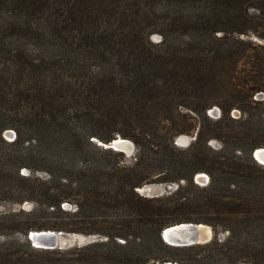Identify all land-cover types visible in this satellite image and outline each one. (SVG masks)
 Here are the masks:
<instances>
[{"label": "trees", "instance_id": "16d2710c", "mask_svg": "<svg viewBox=\"0 0 264 264\" xmlns=\"http://www.w3.org/2000/svg\"><path fill=\"white\" fill-rule=\"evenodd\" d=\"M240 35L264 40V0H0V199L54 214L36 223V212H1L0 235L21 236L0 241V264L175 260L164 251L207 264L208 247L226 264H264V165L252 157L264 147V121L251 120L264 114L251 85L264 88V49ZM241 60L251 84L237 80ZM213 106L216 119L206 113ZM181 133H196L183 148L174 143ZM116 135L135 145L128 165L98 144ZM150 183L175 188L136 190ZM179 222L208 224L213 237L165 243L162 229ZM48 229L101 239L33 247L27 233ZM137 238L153 256H141Z\"/></svg>", "mask_w": 264, "mask_h": 264}, {"label": "rangeland", "instance_id": "374dc122", "mask_svg": "<svg viewBox=\"0 0 264 264\" xmlns=\"http://www.w3.org/2000/svg\"><path fill=\"white\" fill-rule=\"evenodd\" d=\"M240 38H243L244 40H249V39H252L251 41H254V44H259V45H262L263 46V49H264V40H261V39H258L257 37L255 36H242L240 35L239 36ZM150 39L153 41V42H158L160 40V36L158 34H152L150 36ZM250 65H249V62L248 60H241L238 64V77H237V80H240V79H246V81H248V83H252L248 80V76L247 74L249 73L250 71ZM253 87H254V90H255V93H254V98L258 101H262L264 105V88L261 89V88H257L259 87L258 84L256 83H252L251 84ZM257 88V89H256ZM207 115L211 118V119H216L219 117V114H220V111H219V108L217 106H213L211 107L210 109L207 110ZM231 114L232 116L234 117H239L240 116V111L237 109V108H234L231 110ZM251 120L252 121H258V120H262L264 121V114H261L258 116V114L256 115H253L251 117ZM12 129H7L3 132V136H6L5 138L10 140L11 137L8 136L6 134V132L10 131ZM192 135L191 134H187V133H181V134H178L175 138H174V142H175V139L177 141V145L178 147H186L190 142H191V137ZM119 135H116V139H120ZM182 137L183 139L182 140H179V138ZM123 139H126V140H129L131 141L130 139L128 138H123ZM208 144L212 147V148H219L220 146V143L219 141L215 140V139H211L208 141ZM131 149H122V151H117L119 153V156L117 158H119L118 160L120 161V164L121 165H128L130 164V162L133 160L134 158V155L136 153V149H135V145H134V148L133 150L130 152ZM20 173L21 174H28V170L25 169V168H22L20 169ZM205 174V173H204ZM38 175L40 176H44L45 174L44 173H38ZM194 180H195V177H194ZM196 181V180H195ZM197 182L199 183H202V179L200 180H197ZM143 186H146V188L148 190H154L155 188H157L161 193H165L169 190H172L175 185H167L165 183H150V184H146V185H143ZM143 188V187H142ZM142 188L139 189L138 193H140L141 195H143L142 193ZM13 200H10L8 198H1L0 199V213L1 212H16V215L17 218L19 219H27L28 217H31L33 215H30V212H36L35 213V219H33L36 223H40V222H47V221H52L54 219V214H50V211L52 210L51 208L46 209L44 206H41L37 211H35L36 207H35V204L32 202V201H24V202H21V203H14V202H11ZM61 207L64 209V210H69V211H73L74 210V204L73 203H70V202H63L61 204ZM62 215V214H61ZM208 225V224H206ZM210 228L211 226L208 225ZM212 229V228H211ZM213 232V231H212ZM227 235V232L226 231H223V232H220L218 237L220 239H224L225 236ZM21 235H19L18 233H15V234H12L10 237H7V236H3V235H0V241H3L7 238H20ZM65 238H66V242L68 243V246L66 247H70V246H74V245H83L86 241H89V240H98V239H101L100 237V234L98 233H75V232H64V235H63ZM119 242H122L121 239L118 240ZM138 242H141L142 244L138 245V246H141L142 245V248L141 249V256L143 257H146V256H153L154 255V248H149L148 244H147V241L145 240H142V239H139L137 238V243ZM210 240L207 242L209 243ZM150 243H153L152 241H150ZM212 246V245H211ZM65 247V248H66ZM161 253H164V255L166 256H170V257H174L175 260H172L171 262H173L172 264H196L194 262H191V259L193 258L191 255L187 254V253H182V252H168V251H164V252H161ZM201 253L203 255H205V263L209 264V263H213L214 261H216L217 263H220V264H226V262H222L220 257L215 255V252L213 250L212 247H208L207 249H204L201 251ZM137 256H140L139 253H137ZM153 262L150 261L149 264H152ZM154 264V263H153ZM240 264H251V263H246V262H242Z\"/></svg>", "mask_w": 264, "mask_h": 264}, {"label": "water", "instance_id": "95a60500", "mask_svg": "<svg viewBox=\"0 0 264 264\" xmlns=\"http://www.w3.org/2000/svg\"><path fill=\"white\" fill-rule=\"evenodd\" d=\"M10 135L12 140L15 137V133L13 130H10ZM7 134V132H6ZM194 133L191 137L193 140L195 138ZM5 137V136H4ZM122 138V137H119ZM123 139V138H122ZM183 138L180 137L179 140ZM114 140V139H113ZM113 140L105 146L106 143H98L106 148H111L116 151H122V147L118 145V143H114ZM131 143V150L134 148V144L132 141ZM177 145V141L175 139L174 142ZM252 157L260 164L264 165V147H257L252 151ZM202 173V172H201ZM202 179V183L197 182V180ZM195 182L199 184H206L208 181V176L204 173L195 175ZM143 187V188H142ZM138 187L136 190L139 191L142 188L143 196L153 197L159 196L164 193H161L157 188L154 190H148L146 186ZM175 188V187H174ZM166 193V192H165ZM202 228H207L209 230V235L206 237V230L204 231ZM64 232L62 231H54V230H30L27 233V239L30 241L31 245L35 248L41 249H54V248H65L68 246L66 242V238L63 236ZM162 240L172 246H189L195 244H204L207 243L213 237L212 229L204 224V223H193V222H179L172 225H169L162 229L161 233ZM94 240L86 241L84 244L92 242ZM166 264V263H165Z\"/></svg>", "mask_w": 264, "mask_h": 264}, {"label": "bare ground", "instance_id": "6f19581e", "mask_svg": "<svg viewBox=\"0 0 264 264\" xmlns=\"http://www.w3.org/2000/svg\"><path fill=\"white\" fill-rule=\"evenodd\" d=\"M113 142L114 143H118V145L119 146H121L122 147V149H131L132 147H131V143H130V141L129 140H126V139H122V138H120V139H114L113 140ZM100 143V142H99ZM103 144V143H102ZM105 146H109V145H107V144H105ZM199 174H202V173H198L197 175H199ZM204 231L206 230V237H208V235H209V230L207 229V228H202ZM166 264H172L171 262H167Z\"/></svg>", "mask_w": 264, "mask_h": 264}, {"label": "built area", "instance_id": "2783aa9c", "mask_svg": "<svg viewBox=\"0 0 264 264\" xmlns=\"http://www.w3.org/2000/svg\"><path fill=\"white\" fill-rule=\"evenodd\" d=\"M12 133L11 132H7V135L10 136ZM6 137V136H5Z\"/></svg>", "mask_w": 264, "mask_h": 264}]
</instances>
